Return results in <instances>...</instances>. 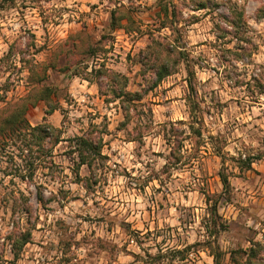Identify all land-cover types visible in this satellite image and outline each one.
Wrapping results in <instances>:
<instances>
[{
    "label": "rangeland",
    "instance_id": "rangeland-1",
    "mask_svg": "<svg viewBox=\"0 0 264 264\" xmlns=\"http://www.w3.org/2000/svg\"><path fill=\"white\" fill-rule=\"evenodd\" d=\"M206 2L194 11L192 0H0V89L9 86L11 103L31 88L24 63H50L79 35L95 44L111 34L96 56L72 54L88 66L73 67L82 75L48 72L61 109L48 116L42 102L26 130L1 138L0 264H264V251L247 254L264 242V0ZM173 5L179 36L160 28ZM119 8L132 18L128 31L110 29ZM153 32L191 54L194 95L183 65L151 89L154 73L140 60ZM111 74L144 93L128 123ZM45 120L62 134L41 148L32 128ZM83 136L104 139L103 158L77 174ZM247 157L251 170L238 163Z\"/></svg>",
    "mask_w": 264,
    "mask_h": 264
},
{
    "label": "trees",
    "instance_id": "trees-1",
    "mask_svg": "<svg viewBox=\"0 0 264 264\" xmlns=\"http://www.w3.org/2000/svg\"><path fill=\"white\" fill-rule=\"evenodd\" d=\"M10 2L14 3V0H10ZM192 3L195 5L194 11H200L208 8V6L206 5V0H192ZM121 9L122 8H119L118 10L112 11L111 13L110 29H112L113 31H116L118 29H124L127 31L130 30V28H128V25L130 24V22H132V18L129 14L125 12L120 13ZM162 11L165 14L164 17H166L167 19L173 17L174 19L173 21L167 24L162 23L160 28H169L173 34L179 36L180 29L178 28V26L180 24H178V22L176 21L177 7L173 5V9L171 11L170 7L166 6L162 9ZM192 18L194 20H190V24L197 23L198 18L194 16H192ZM231 25L233 27H236L234 22H231ZM155 32L160 33V30H155ZM155 32L152 33V37L154 38L153 44L151 46L149 45L146 50L141 51V54H144V57H141L140 60V63L143 67H148L147 69L152 70L154 73L155 79L151 89H155L156 87H158L166 78L177 74L179 66L183 65L186 71V82L188 85V91L190 92V94L194 95L196 93V62H194V59L191 57V54H189L185 46L181 47L174 43L157 42L154 36ZM107 37H111V34H104L101 37V40L94 44L87 34L86 36L79 35V42L75 43L71 47V49L64 51L59 48V50H56L50 59V63H39L35 60L24 63V68L27 69V72L29 73L28 81L31 85L27 96L18 100L17 102L11 103L8 101L7 97L10 91L9 86L7 85L6 88L0 89V108L1 106H3L0 110V141L2 140L1 138L6 136L7 134L15 135L16 133H22L24 125L26 130L29 126L26 121V115L28 114L29 110H31V108H35L40 103H46L48 108V116L53 115L54 112L61 109L59 102L54 100V88L44 83L49 78L48 72L50 70H53L62 71L72 76L82 75V71L77 70L76 68L73 69V67L79 68V66H84V68L82 69L85 70L88 69V66L86 64L82 65L84 61L77 60L76 58H74L73 55H76L77 53L81 57L96 56L100 51H98L99 45H101L102 40L107 39ZM175 42L178 43V40H176ZM12 48L13 47H11L10 53L2 60L4 64L5 61L8 60V58L10 57V54L13 52ZM72 50L76 52H71ZM108 77L111 82L115 83L118 82V80L120 79V82L123 84L122 87H120L119 91H117L116 89L113 91L112 99L120 100L124 113V118L128 123L131 119V105L137 102H141L144 98V93L142 94L139 92H127L126 89L128 85V79L125 76H122L120 74H111L108 75ZM110 101L113 100H106V102ZM192 129L195 130V134L198 137H201V132L199 130H196L195 128ZM32 131L33 137L35 136V133L38 134V139L40 140L41 148L43 147L45 141L49 138H52L53 136L56 137L55 143H59L60 135L62 134L61 130L55 129L49 124H46V120L43 125L32 128ZM75 141L77 144L75 151L78 153L79 157V162L77 163L78 174L82 166H93L95 162L103 158L102 150L104 147V139L102 137L91 138L89 136H83L76 138ZM34 147L35 145L32 142L28 143L27 152H32L34 150ZM216 151V153L222 157L221 151L219 149H217ZM255 161L256 159L250 157L245 158V160H242V158L238 159V163L241 165V169L248 170L252 169V165L255 163ZM220 178L225 193H230L231 184L229 181V177L225 174H220ZM216 209L217 208L215 206V216H217ZM28 239L29 236L25 235L15 241V244L19 246V251L29 243ZM261 251H264V242H254L253 246L247 251L249 259H257L258 254ZM16 253L17 254L15 256L17 258L19 255L18 252Z\"/></svg>",
    "mask_w": 264,
    "mask_h": 264
}]
</instances>
